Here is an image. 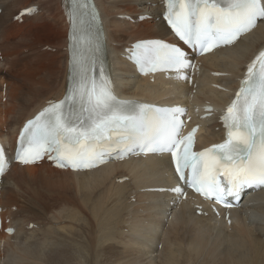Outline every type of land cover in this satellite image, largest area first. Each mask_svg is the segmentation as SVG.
Wrapping results in <instances>:
<instances>
[{"label": "bare ground", "instance_id": "1", "mask_svg": "<svg viewBox=\"0 0 264 264\" xmlns=\"http://www.w3.org/2000/svg\"><path fill=\"white\" fill-rule=\"evenodd\" d=\"M10 1L0 0V9H3L0 22L3 20V14L13 6ZM54 1L58 2L62 17L55 19L52 25H55L57 20H62L65 25L64 36L57 34L56 25L50 30L54 33L53 42H63L64 38L65 65L59 66L52 61L42 62L39 72L44 74L47 71V77L41 80L47 79V87L52 91L40 96L42 102L36 100L39 104L27 116H24V109L27 106L30 108L34 91L35 94H40V89H37V92L33 86L24 85L28 90L21 91L18 104H6L0 112V125L3 128L9 125L12 131L9 138L0 133V143L12 153L25 121L47 106L48 101L61 99L66 90L69 59V21L65 14L67 5L64 4L65 0ZM93 1L94 6L101 12L107 40L105 56L112 64V82L117 96H129L138 101L159 105H184L193 125L200 127L197 149L224 140L225 130L220 119L234 96L241 73L248 62L264 48V20L235 45L197 60L191 73L192 81H197L199 87L194 95L193 88L187 85L188 79L180 81L178 74L140 77L127 58L128 45H112L113 42L120 44L126 41L124 34L127 28H132L137 36H132L129 44L138 39H173L162 19L165 11L164 1L112 0L107 7L103 0ZM30 5L20 9L25 11L36 8ZM145 5L152 6L153 13L148 19L156 20L155 25L144 18L146 10H138V7ZM36 6L37 12L33 14L32 11L30 14L33 15L25 16L21 24H14L13 29L16 30L8 34L6 32V38L9 39L11 34L21 30L20 25L26 20L31 24L30 19L37 18L41 7L38 4ZM106 9L111 14L107 15ZM149 11L150 9L147 13ZM118 14L125 15V19H117ZM53 17L49 16V19L54 20ZM110 18L114 20L110 21ZM45 26L42 27L43 32L49 30L44 28ZM4 30L6 31L7 27L3 29L5 34ZM116 39H119V42L115 41ZM29 46L33 49L35 45ZM55 48L61 49L58 46H47L50 54ZM32 66L33 70L38 67ZM215 73L224 77H214ZM55 74L56 79H53ZM152 78L155 79L154 83L150 82ZM58 82L62 83L60 88L56 87ZM4 84L6 88L9 87L3 82L0 96L3 100H8L9 89L4 90ZM219 87H223V90H219ZM21 89L25 88L21 86ZM200 90V96L197 98ZM49 94L51 95L48 96ZM25 101L28 105H25ZM206 106H210L212 111L208 112ZM28 109L26 112H29ZM193 112H196V115ZM11 160L10 157L9 161ZM13 167L15 166L13 165L11 170ZM16 167L27 172L33 179H37V173H34L36 170H45L48 176H40H44L47 181H53L54 174V178L66 177L71 180H56L50 187L45 184L36 185L32 187L33 191H27L28 198L23 201L18 191L12 190L18 188L17 185L8 188L9 197L5 198L8 191L4 189L5 180L11 170L7 171V175L5 174L0 182V242L12 239L19 249L16 254L7 251L6 264H29L35 260L41 261L42 264H144L147 259L155 256V253L160 257V264H264V190L246 196L241 208L225 211L217 208V216L208 201L191 193L183 200L173 191L178 182L168 155L129 158L124 162L106 164L86 173L54 169L46 162L26 166L18 164ZM123 178L126 179L125 182H119ZM68 187H73L74 190L77 188V195L80 193L74 203L69 199L71 194L70 197L62 195ZM132 199L134 203L131 202ZM78 201L83 203L82 209H77ZM24 210L38 220L34 223L32 231L17 224L16 217ZM70 223H78L76 231ZM29 224L30 222L26 226ZM59 224L61 225L56 227ZM8 227L13 229V234L3 233ZM86 228L87 233L83 231Z\"/></svg>", "mask_w": 264, "mask_h": 264}, {"label": "snow or ice", "instance_id": "2", "mask_svg": "<svg viewBox=\"0 0 264 264\" xmlns=\"http://www.w3.org/2000/svg\"><path fill=\"white\" fill-rule=\"evenodd\" d=\"M89 7L88 0H73L69 15L74 42L76 25ZM166 9L165 19L175 34L201 54L233 44L264 20V0H166ZM91 14L98 19L94 10ZM131 58L146 73L179 72L190 66L181 48L161 41L138 43ZM72 63L75 78L65 99L50 103L24 126L16 157L21 163H34L47 155L59 167L90 168L103 163L110 151L123 155L138 148L145 154L170 153L179 180L205 199H239L244 188L264 185V51L248 65L222 117L226 139L202 151L194 150L197 128L182 135L183 109L120 101L96 59L74 53ZM7 165L0 146V176ZM173 191L183 194L181 187Z\"/></svg>", "mask_w": 264, "mask_h": 264}, {"label": "rangeland", "instance_id": "3", "mask_svg": "<svg viewBox=\"0 0 264 264\" xmlns=\"http://www.w3.org/2000/svg\"><path fill=\"white\" fill-rule=\"evenodd\" d=\"M103 1L105 2L106 7H107V5H109L112 2V0H103ZM11 2L13 4V6H11V10L7 11L6 14L4 13L2 16L3 20L1 19V22H2V24H1V32H2L1 35L3 34V29H6V27L8 30V31L6 30L7 34L10 33L11 31L16 30L15 28L13 29V25L16 24L17 22H14L13 19L23 9L22 7H24V6L29 7L28 5H30V4H32L33 6H36L38 4L39 7H41V9H40L41 13L39 15H36L37 18L36 19L35 18L30 19L31 24H30L29 20H26L25 23L29 22V24L24 23L23 25H20L21 30H19V31L17 30L14 34H11L9 36V39L6 38L7 35L5 33V35L3 36L4 42L0 41V47H1V49L5 55L4 62L0 60V63H1V66H0V80H1L0 91H1V84L3 82H6L9 85V87H7V88H6V84H4V86H3L4 90L7 89V91H8V89H9V94L7 96L8 100L4 99L5 101L3 100L2 96H0V112L2 110H4V107L6 106V104L10 103L12 106H13V104L17 105L18 99L21 96L20 95L21 91L28 90V88L25 86H28V87L33 86L32 88H34L37 92H38L37 89H40L41 95L40 94L38 95V93L35 94L36 92L34 91L33 99L35 101L32 100V104L31 105L29 104L31 109L30 108L28 109L27 108L28 106L26 107V109H24L25 110L24 116H27V114L30 113V111L33 110L36 107V105H38L40 102H42L43 99L41 100L40 96H43L44 93L46 95V94H48V92L52 91V89L50 87H49V89L47 87V85H49V84H47V79L45 81L41 80V79H44V77H47V76H45L46 75L45 73L47 71L44 72V74L39 72L41 70L42 62L45 63V62H51L52 61L53 63H56L59 66H60V64L65 65V61H64L65 60L64 38H63V42H57V41L53 42L52 36L54 35V33H52L53 31L51 32V30H50V28L52 26L55 27V25H56L57 34H59V35L61 34L62 36H64L65 25H64L62 20H57L56 24L52 25L55 23V19H57L59 16L62 17L60 15V11L58 9V2H56L54 0H11L9 3H11ZM20 8H22V9H20ZM148 9H150V11L147 13ZM0 10L2 11L3 9H0ZM18 10H19V12H18ZM138 10H140V12L143 10H146V13H145L146 15L144 16L145 19H148V17L151 16V14L153 13L152 6H150V5H147V6L145 5L142 8L138 7ZM57 11L59 12L58 15L56 14ZM106 13H107V15L111 14V12L108 11V9H106ZM49 16H54L55 18L54 17L52 18L54 20H50ZM116 17H117V19H120V20L125 19V15H123V16L119 15ZM0 18H1V15H0ZM114 18H110V21L111 20L113 21ZM139 20L142 21L141 18ZM148 21H150L154 25L157 23L156 20L148 19ZM19 24H21V23H19ZM133 25H135V24H133ZM43 26H45L44 28L49 29V30H46L45 32H43V30H42ZM133 31L134 30L132 28L125 29L126 33L124 34V37H125L126 41H124L120 44L117 42H113L112 45H114V46L119 45L120 47H124L127 45L129 46V40L131 39V37L132 36L135 38L137 37L136 32H133ZM149 33H150V31H149ZM1 38H0V40H1ZM60 41H62V40H60ZM115 41L119 42V39H116ZM29 45H35V46L32 49L31 46H29ZM45 45H47V46L50 45L53 47L58 46V47H61V49L55 48V51L50 54V52L47 50V46H45ZM56 50H58V52H56ZM37 65H38V67H37V69H35L36 71L31 68V66L34 68ZM28 68H30V69H28ZM56 72H57V70L55 71V73ZM53 77H52L53 79H56L55 78L56 74H55V76L53 75ZM214 77H224V76L222 74L220 75L217 73V74H214ZM150 82L154 83L155 79L152 78L150 80ZM61 85H62V83L59 84V82H58V84H56V87L60 88ZM187 85H189L190 88H193V93H194V95H196L197 90L199 89V87H197V81L195 82V80H193V82L191 84L187 83ZM21 86H23V88H25V89L20 90ZM44 87H45V89H43ZM44 90L45 91L48 90V91H46L47 93ZM219 90H223V87H220ZM16 91L18 92V94ZM200 93H201V90H200L197 98L200 96ZM50 95L51 94H49L48 96H50ZM35 96L37 97V99H35L36 98ZM36 100L37 101L39 100V103ZM27 103L28 102L25 101V105H28ZM27 109L29 112H26ZM193 114L196 115V112H193ZM8 123H9V121H8ZM0 127L2 128V130L0 128V133H3L7 138H9L12 134V131H11V128L9 127V125L5 126V128H3L1 125H0ZM13 165L15 167H13V170H11ZM16 166L17 165L13 164V163L10 165V168L8 169V171L11 170V172L9 174V177L5 180L4 189L8 190L9 187H11V186L13 187V185H17L18 188H14L12 190H14V191L17 190L19 195H21V196H19L20 199L23 201L26 198H28L27 191H33L32 187H34L36 185H42V184L44 185L45 184L47 187H50L56 182V180L67 181V182H70V180H71V178H66V177H55L54 178V175H55L54 174L52 176L53 181L52 180L47 181L44 179V176L43 177L40 176L41 174L48 176V173L45 170H36V172H34V173H37V179H33L31 175H29L27 172L20 171L18 169V167H16ZM21 175H23V176L20 177ZM59 187H63V186L59 185ZM9 191L10 190L6 191L5 198L9 197V195H8ZM72 192H74L73 195H72ZM77 193H78L77 188H76V190H74L73 187L72 188L68 187L65 189V191H63L62 195L66 194L68 197H70L69 194H71V198H69V199L70 200L72 199L71 201L74 203L76 198L78 197V195L80 196V193L78 195H77ZM131 202L134 203V200L132 199ZM73 203H72V206H73ZM77 203H76L77 209H78V207L80 209H82L83 203L81 201H80V203H79V201ZM134 206H137V205H134ZM16 219H17L16 220L17 224L20 227H23V229H29L30 231H32V229L35 227L34 223H36L38 221L35 218V216L28 213L27 210H24L23 212H19ZM48 220H51V219H48ZM51 221L58 223L57 221H54V220H51ZM29 222H30V224L28 226H26ZM47 225H48V223H47ZM60 225L61 224L57 225L56 227H59ZM70 226L76 228L74 230V231H76L78 228V223H76V224L70 223ZM50 227H53V226H50ZM53 228H55V227H53ZM83 231L87 233L88 228H86ZM3 233L6 234L5 230L3 231ZM1 234H2V232H1ZM124 235H125V232H124ZM0 247H1L0 264H6V261L8 260V259H5L7 251L9 253H15L16 254L17 249H19L18 245L12 239L6 240V241L2 240L0 242ZM17 255H21V254H17ZM156 255L157 254L155 253V256L147 259L144 264H149L151 262H155V264H160V257L158 255L157 256ZM33 262H35L36 264H42L41 261L37 262L35 260ZM33 262L30 261L29 264H34Z\"/></svg>", "mask_w": 264, "mask_h": 264}, {"label": "crops", "instance_id": "4", "mask_svg": "<svg viewBox=\"0 0 264 264\" xmlns=\"http://www.w3.org/2000/svg\"><path fill=\"white\" fill-rule=\"evenodd\" d=\"M7 31H8V30H7ZM7 31H6V32H7ZM6 32H5V33H6ZM0 34H1V22H0ZM3 34H4V33H3ZM3 34L1 35L2 38L0 37V38H1V42H4V41H3V40H4V37H3V36H4L5 34H4V35H3Z\"/></svg>", "mask_w": 264, "mask_h": 264}, {"label": "water", "instance_id": "5", "mask_svg": "<svg viewBox=\"0 0 264 264\" xmlns=\"http://www.w3.org/2000/svg\"><path fill=\"white\" fill-rule=\"evenodd\" d=\"M66 11H67V9H66Z\"/></svg>", "mask_w": 264, "mask_h": 264}]
</instances>
